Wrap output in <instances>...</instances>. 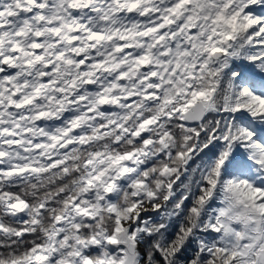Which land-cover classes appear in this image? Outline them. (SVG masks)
I'll list each match as a JSON object with an SVG mask.
<instances>
[{
    "label": "snow or ice",
    "instance_id": "1",
    "mask_svg": "<svg viewBox=\"0 0 264 264\" xmlns=\"http://www.w3.org/2000/svg\"><path fill=\"white\" fill-rule=\"evenodd\" d=\"M0 264H264V0H0Z\"/></svg>",
    "mask_w": 264,
    "mask_h": 264
}]
</instances>
